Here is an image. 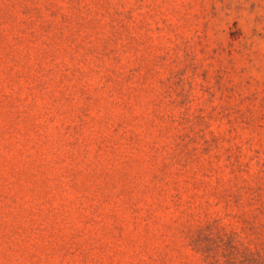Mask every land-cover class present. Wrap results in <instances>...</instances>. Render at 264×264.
Listing matches in <instances>:
<instances>
[{
    "label": "rangeland",
    "instance_id": "rangeland-1",
    "mask_svg": "<svg viewBox=\"0 0 264 264\" xmlns=\"http://www.w3.org/2000/svg\"><path fill=\"white\" fill-rule=\"evenodd\" d=\"M0 264H264V0H0Z\"/></svg>",
    "mask_w": 264,
    "mask_h": 264
}]
</instances>
